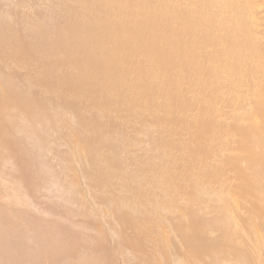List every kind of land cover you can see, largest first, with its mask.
Segmentation results:
<instances>
[{
	"label": "rangeland",
	"instance_id": "374dc122",
	"mask_svg": "<svg viewBox=\"0 0 264 264\" xmlns=\"http://www.w3.org/2000/svg\"><path fill=\"white\" fill-rule=\"evenodd\" d=\"M137 1L0 0V264H264V207L260 211L251 200L250 189L238 188L252 171L263 174L264 164L250 167L246 156L243 164L219 165L241 140L211 145L202 120H191V109L178 113L173 104L193 95L185 84L176 92L174 66L163 67L167 79L163 63L133 50L139 41L146 43L141 51L154 50L152 40L160 36L127 33L151 27V16L164 15L166 6L180 14L190 6L185 0H140L146 2L140 9ZM253 2L259 6L247 15L262 18L252 27L264 29V1ZM190 19L171 27L184 30ZM106 36L120 38L125 49L104 45ZM102 58L111 74L96 65ZM213 131L209 136H219ZM245 167L244 176H234ZM235 220L243 237L256 232L243 238L248 249ZM220 232L241 239L244 251L205 254L206 242L220 240ZM191 254L198 257L193 261ZM243 255L252 256L250 262Z\"/></svg>",
	"mask_w": 264,
	"mask_h": 264
},
{
	"label": "bare ground",
	"instance_id": "6f19581e",
	"mask_svg": "<svg viewBox=\"0 0 264 264\" xmlns=\"http://www.w3.org/2000/svg\"><path fill=\"white\" fill-rule=\"evenodd\" d=\"M139 1H137L138 6L144 5L146 3V2H141V1H140V3H138ZM185 1L190 6L189 10L186 11L185 13L181 11L182 14H180L178 8H176L178 11V13H177V12H175L176 9H173V7L171 8L172 9L171 10L169 8V6H166L167 8L164 9L166 14L164 13V15H163V13H162V15L160 14L158 17H157V15H155V16L153 15V18L151 16V19H152V20H150V22H152L151 27H148V26L146 27L145 24H144L145 26H143V24L142 25L140 24L141 27H139V28H135V26L129 30L127 28V33L129 35L141 33V35L143 34V35L147 36L150 40H151V38L152 39L154 38V36H153L154 34H158L160 36L159 39H157L155 41L152 40V42H153L152 44L155 47L154 50H151V51L148 50L149 47L147 46L148 48L146 49V51H144V52L141 51L144 48H146L145 47L146 43H140L141 41H139V43L136 45L134 44L135 46H132L133 50L137 51V52L140 51L143 56L145 55V57L148 59V61L151 59H152L151 61H153V59H156L161 64L163 63V65H160V64L159 65L162 66V68H160V69H162V71L164 70L163 71L164 76L167 75V73H168L167 70H165L164 68L167 69L168 64H170V65H168V67L171 65L174 66V68L169 67V68H171V70L173 69V72H174V74H176V77L178 76L177 78L175 77V79H178V80H176L177 82L176 83L174 82V83L176 86L178 84H180L179 86H181V87H179V86L177 87L176 92L184 91L185 90L184 88L186 85V86H188L187 91H191V93L194 96L192 95V99L190 97L189 100L185 99L182 96L178 97L177 100L175 98L176 102L173 100V104H175L176 109H178V111H177L178 113H180V111H181L182 114H184L187 109H191V111L194 112L193 118L191 120H193V119L197 120V121L202 120L203 127L201 128V132H206L208 134L209 132H211V133L214 132L213 131L214 129L215 130L217 129L220 131V133L218 134L219 136H217L218 138L214 137L215 139L212 136H209L211 133L208 134L207 139L211 143V145H214V144L216 145V143H218V144L221 143L224 146L227 142L232 144L231 141H233L234 139L236 141L241 140L240 144H236V146L231 147V149L229 150L230 151L229 155H227L226 157H221L220 160H222V159L223 160L220 161L219 165H221L222 167H227V166H230L233 164H243L242 162L245 163V157L246 156H251L250 157L251 160H249L250 162L248 160H246V162L249 163L250 167L253 164H259V165L264 164V48L262 47L264 42L261 41V38L264 36V29H261L262 30L261 31V30H257L256 28L253 29V27H252V26H255L253 24L256 20L259 21L262 18H260L258 20V18H256L255 15H254L255 17L252 16L253 15L252 13L250 16H249V14L247 15L249 10L251 12H254L252 10L253 9L255 10V8H258L257 6H259V5H257V3H254L253 2L254 0L252 2L251 1L248 2L247 0H199L197 3H194L193 0H185ZM119 2H120V0H119ZM119 2H117V3L119 4ZM147 5H145V6H147ZM149 5H150L149 8H152L151 7L152 5L151 4H149ZM141 7L139 6L140 9H141ZM175 7H177V6H175ZM142 8L144 9V7H142ZM140 9H138V10H140ZM167 9L169 11H171L170 14L173 13V15L171 17L169 16L170 15L169 13H168L169 15L167 14V11H168ZM146 10L148 12L149 9H146ZM247 10H248V12H247ZM160 12H161V9H160L159 13ZM154 17H156V18H154ZM189 18H191L190 21L183 20L184 22L185 21L188 22L187 26L186 27L184 26L185 27L184 30H181L178 28L179 29V31H178L177 29L174 30L173 29L174 27L173 28L171 27L175 22H177L181 19H189ZM116 19H118V18H116ZM136 24H137V26H140V25H138V23H136ZM182 25H184V24L182 23ZM185 25H186V22H185ZM173 26H175V25H173ZM181 28H183V27H181ZM124 30H126V29H124ZM260 34H262L263 36H261ZM124 37H125V35H124ZM143 38H141V39H143ZM143 41L144 40H142V42ZM150 43L151 42H149L148 45ZM118 44H120V45H118ZM124 44H125V42H123L120 38L117 39L116 37L114 38L113 36H106V39L104 41V45H106V46L116 45V46H118V48L122 47L125 49ZM149 46H151V45H149ZM127 53H128V51H127ZM136 54H138V53H135V55ZM141 54H138V57L141 56ZM146 58H142V59L145 60ZM199 58H200V60L203 58L202 62L196 63L199 60ZM104 59L103 58L99 59L97 62L98 64H96V65H98V67L100 68L101 71H103L104 74L105 73L111 74L112 71L110 72V70L108 68V63ZM164 64H166L165 65L166 67L164 66ZM169 68H168V70H169ZM158 69H156V70H158ZM185 70H187L188 75L185 73L187 76L181 77V74L184 73ZM162 71H160V72H162ZM122 72L123 71L120 72V70H119L118 74L121 75ZM163 75H161V76H163ZM121 76H123V74ZM158 76L160 77V75H158ZM123 77H126V74ZM165 77H167V76H165ZM168 77H167V79H168ZM139 79L141 81V78H139ZM160 79H163L165 81L166 78L161 77ZM175 79H174V81H175ZM86 80H87V78H86ZM136 81H138V79ZM141 82H143V81H141ZM156 82H157V80H156ZM138 84H139L138 87H140L141 85H144L145 83H142L141 85H140V83H138ZM182 84L183 85L185 84L183 88H182V86H183ZM135 86L136 85H134V87ZM92 88H94V87L92 86ZM137 89H135V90L137 91ZM173 90H175V89H173ZM138 92H140V91L138 90ZM138 95L140 97L141 93ZM138 95H137V97H138ZM149 95H150L149 98H151V94H148V96ZM201 96H203V98H204V100H202V98H201L202 102H200V100H199V98ZM144 97H147V95L145 96V94H144ZM140 98L143 99V96H141ZM143 100H141V101H143ZM148 100L150 101V99H148ZM145 103L150 104L149 102L146 101V99H145ZM173 104H172V106H174ZM175 107H174V109H175ZM199 108L201 109L200 110L201 112L198 111ZM191 111L188 110L187 112H191ZM197 111L199 113H197ZM167 114L169 115V112ZM167 114H165V115H167ZM177 115L179 116V114H177ZM169 116L172 117L171 114ZM170 117H168V118H170ZM173 117H177V116H173ZM180 117H182V116H180ZM217 117H218V119L220 117H224L226 122H223V121L216 122V120L218 121V119H216ZM165 118H167V117L164 116V120L166 121ZM170 120H171V118H170ZM172 120H173V118H172ZM180 120H182V119H180ZM175 121L177 122L178 119H176ZM183 121H185V120H183ZM219 121H220V119H219ZM168 122H170V121H168ZM185 122H183V123L185 124ZM194 122L195 121H193V123ZM171 123H175V122H171ZM178 123H181V121H179ZM190 123H191V121H190ZM193 123H192V125H193ZM194 125H195V123H194ZM196 127H197V125H196ZM199 128H200V126H199ZM196 132H198V130ZM195 134L196 133H194V135ZM213 136H215V135H213ZM224 156H225V154H224ZM206 163H208V162H206ZM204 166H205V164H204ZM247 168L248 167L242 168L241 170L237 169L238 174L235 173L234 176H237V177L244 176L243 174H245L247 172ZM250 169L251 168H249V170ZM210 172L213 173L214 170L213 171L211 170ZM234 172H236V171H234ZM253 172L254 171H252V174L249 178H243L242 182L241 183L239 182L240 185L238 186V188L242 189V190L243 189H247V190L250 189L252 191L253 196H252V198H251V196H248V197H250L251 200L254 198L256 200V203L258 202V205L260 206L259 208H261V207H264V171L262 172L263 174H261V173L258 174L259 171L255 172L257 174H255ZM206 173H208V172H205L204 174H206ZM217 173H220V172H218V171L216 172V170H215V172L213 174L218 176ZM231 175H233V174H231ZM229 176L228 177L226 176L227 180H228V178H230ZM216 177H214V178H216ZM222 177L224 178V174L222 175ZM207 180H208V178H207ZM218 180H219V178H218ZM233 180H234V178H233ZM228 181L230 182V180H228ZM223 182H226V181H223ZM231 183L230 184L227 183V185L228 184L231 185ZM233 185H234V183H233ZM236 187L237 186H235V187L231 186L230 190L232 191V189H234ZM226 191H227V188H226L225 192ZM228 192H229V190H228ZM235 192H236V190H235ZM221 194H224V192ZM225 195H227V194H225ZM194 197L195 196H193V194H192L189 197V199H190L189 201H194V199H195ZM242 198H243V196H242ZM246 201H250V199L246 200ZM235 202H236V200H235ZM235 202H234V204H238L237 202L236 203ZM256 203H255V206L257 205ZM251 207H252V205H251ZM226 208H227V206H226ZM259 208L256 211L258 216H259L258 212L263 210L262 208H261V210ZM229 209L231 210L232 207L230 208V206H229ZM235 209H236V205H235ZM236 211H238V208ZM250 212H252V211H250ZM234 214L237 215V212L234 211ZM239 214H241V213H239ZM261 214L264 215V210L260 213V215ZM235 215H234L235 218L233 216H232V218L236 219L237 216H235ZM257 215L255 218L252 217V220L253 219L255 220L258 217ZM239 216H240V218H238V220L243 217V216L241 217V215H239ZM260 219H261V217H260ZM262 219H264V218H262ZM262 219L260 221L264 222V220L262 221ZM238 220H235L234 223H236V221H237V224H238ZM219 221H221V220H219ZM250 221H249V223H251ZM260 221H259V223H261ZM215 222L217 225H218V223L220 225L225 224V223L222 224L221 222H217V221H215ZM222 222H224V221H222ZM234 223H233V225L235 226L236 224H234ZM240 223H243V221ZM245 223H246V221H245ZM212 224H214V222L211 223L209 227H211L212 230L216 229L217 225L216 224L212 225ZM256 224H257V222H256ZM256 224L254 225V221H252L251 225L256 226ZM233 225H231L232 229L234 227ZM244 225H246V224H244ZM238 226H240V228L242 227L239 224H238ZM259 226H262V225L259 224ZM220 227L218 229H220ZM234 228L237 229V227H234ZM262 228L264 230V226ZM262 228H261V230H262ZM192 229L196 231L198 229V224H194ZM245 229H246V227H245ZM254 229L256 231H258L257 228H253V230ZM221 230H223V229H221ZM230 230H229V232L232 231V230L231 231ZM238 230H239V228H238ZM242 230H244V229L241 228V231ZM246 230L249 231V228H247ZM251 230H252V228H251ZM253 232H251V233H253ZM245 233H246V231H244V234ZM251 233H249V234H251ZM255 233L251 234V235L254 237V235L256 236ZM240 234H242V239L243 238L246 239V238H248V236H251V235H248L247 237H243L244 236L243 231L241 233H239V236H240ZM230 235L231 234H228V232H220V240H218V241H213V240L211 241L210 240V241L206 242V245L204 247L205 254L206 253L214 254V253L223 252L224 254L226 253V254H229V256H230V254L236 255V254L242 253L244 251L243 245H245V243H246V248H247V241H244L245 239H243L242 241H244V242L242 245L241 242L239 241L241 239L237 240L238 239L237 236L236 237L233 236L234 237L233 238ZM235 235H236V233H235ZM245 236H246V234H245ZM252 236H251V239H252ZM258 236H259V234H258ZM235 238H237V239H235ZM255 239H257V237H255ZM263 239H264V237H263ZM248 240H250V239H248ZM253 240H254V238H253ZM251 241L250 242L248 241L249 246L251 245L250 243H252ZM257 243H258V241H257ZM255 244H256V240H255L254 246H255ZM251 247L252 246H250L249 249ZM255 249H257V248L255 247ZM251 250H254V249H251ZM258 251H260V250H258ZM246 252H248V251L246 250ZM248 253H250V251ZM197 254H198V251H197ZM245 254H247V253H245ZM256 254H257V252H256ZM257 255H258L257 257H259L261 254L258 252ZM252 256H248V257L252 258ZM190 257L194 261L198 256H195V255L193 256V254H191ZM226 257H227V255H226ZM244 257H245V259H247L246 258L247 256H244ZM219 258H222V257L219 256ZM242 259L244 260V258H242ZM249 259H247L248 262H250ZM189 260H190V258H189ZM234 260L235 261H233V260L229 261L227 259V262L233 261L232 262V264H233L234 262L237 261L236 259H234ZM255 260H253V262ZM258 260H259V258H258ZM238 261L240 262V260H238ZM238 261H237V263H238ZM229 262H228V264H231ZM251 262H252V260H251ZM245 263H247V261ZM245 263H242V264H245ZM254 263H256V262H254ZM248 264H251V263H248ZM258 264H259V262H258ZM260 264H263V263H260Z\"/></svg>",
	"mask_w": 264,
	"mask_h": 264
}]
</instances>
